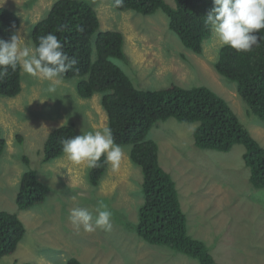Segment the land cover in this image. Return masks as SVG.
I'll return each mask as SVG.
<instances>
[{"label": "rangeland", "instance_id": "374dc122", "mask_svg": "<svg viewBox=\"0 0 264 264\" xmlns=\"http://www.w3.org/2000/svg\"><path fill=\"white\" fill-rule=\"evenodd\" d=\"M58 0H0V8L20 19L17 34L22 47H35V24L47 16ZM100 20V31H119L125 40L128 61L114 60L142 91L177 85L185 89L207 87L222 97L241 123L264 148V121L252 114L237 93L235 83L215 69L220 48L212 32L203 43V54L185 48L168 26L162 11L142 16L118 11L113 0H83ZM174 0H167L173 5ZM78 78L61 79L48 98L50 82L22 69V91L15 98L0 96V128L6 148L0 155V211L15 214L26 227L17 251L0 264H67L76 258L84 264H199L197 260L166 246H154L135 232L143 202L142 173L129 158L131 146H121L124 156L117 171L110 165L99 186L89 183L90 168L74 164L63 154L44 163L49 134L74 124L78 135L108 127L101 95L83 99ZM48 98V99H47ZM198 123L184 124L171 118L150 132L159 147V163L176 183L188 235L203 241L215 264H264V189L250 184L245 148L235 145L229 153L199 149L193 131ZM21 141H19V137ZM25 158L29 159V166ZM50 188L44 203L19 210L16 197L20 180L28 170ZM103 201L113 213L111 231L77 230L70 221L75 207L86 208L95 218Z\"/></svg>", "mask_w": 264, "mask_h": 264}, {"label": "trees", "instance_id": "16d2710c", "mask_svg": "<svg viewBox=\"0 0 264 264\" xmlns=\"http://www.w3.org/2000/svg\"><path fill=\"white\" fill-rule=\"evenodd\" d=\"M114 5V0H113ZM115 7V6H114ZM213 0H123L118 11H132L152 16L162 11L168 17L169 29L180 42L195 54H203V42L212 35L205 24L213 9ZM17 15L0 8V39L9 40L20 27ZM55 34L63 51L75 58V66L61 79L78 78L77 92L83 99L101 95V106L108 116V127L120 146H131L129 158L142 173L143 202L134 226L137 235L154 246H166L198 261L215 264L203 241L188 235L187 220L182 211L176 183L159 163L158 144L150 138L159 122L173 118L180 123L198 126L193 131L195 145L202 150L229 153L235 145L245 148L243 159L250 169V185L264 189V148L241 123L228 103L207 87L185 89L171 85L162 90L137 89L129 76L114 60L128 61L124 36L119 31H100V20L94 7L83 0H58L47 16L35 24L34 46L39 37ZM258 36L264 37V29ZM227 81L235 83L237 93L252 114L264 121V39L249 52H237L229 46L220 48L214 65ZM22 91V67L18 65L0 80V96L15 98ZM78 135L74 124L53 130L45 143L44 163L60 158L61 141ZM19 141H21L20 136ZM0 128V155L6 148ZM29 166V159H24ZM108 164L101 157L91 168L89 183L97 187L106 176ZM50 188L38 178L37 171L28 169L20 180L16 197L19 210L25 211L46 201ZM26 227L15 214L0 211V260L14 254L24 239ZM14 264H31L18 263ZM67 264H84L70 258Z\"/></svg>", "mask_w": 264, "mask_h": 264}, {"label": "clouds", "instance_id": "9594fccd", "mask_svg": "<svg viewBox=\"0 0 264 264\" xmlns=\"http://www.w3.org/2000/svg\"><path fill=\"white\" fill-rule=\"evenodd\" d=\"M213 4L204 22L215 33L221 46H229L237 52H249L259 40L264 39L256 34L264 29V0H213ZM122 5L123 0H114L115 7ZM76 63L75 58H70L63 51V44L55 34L39 37V44L35 47H22L18 34H13L9 40L0 39V80L8 74L9 68L15 71L19 65L25 73L50 82L46 90L48 98L55 93L62 76ZM61 143L68 160L74 164L86 163L88 168L97 167L103 156L111 170L117 171L124 156L109 127L75 135ZM94 210L95 218L86 208H73L71 223L77 230L83 227L86 232H94L98 228L111 231L113 213L108 206L98 201Z\"/></svg>", "mask_w": 264, "mask_h": 264}, {"label": "flooded vegetation", "instance_id": "af4514ba", "mask_svg": "<svg viewBox=\"0 0 264 264\" xmlns=\"http://www.w3.org/2000/svg\"><path fill=\"white\" fill-rule=\"evenodd\" d=\"M90 172H91V168H90L89 174H90ZM87 176H88V175H87ZM88 180H89V176H88Z\"/></svg>", "mask_w": 264, "mask_h": 264}]
</instances>
